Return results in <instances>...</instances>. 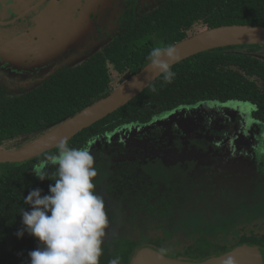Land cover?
Returning <instances> with one entry per match:
<instances>
[{"label":"flooded vegetation","instance_id":"af4514ba","mask_svg":"<svg viewBox=\"0 0 264 264\" xmlns=\"http://www.w3.org/2000/svg\"><path fill=\"white\" fill-rule=\"evenodd\" d=\"M165 1L0 0V92L32 91L83 64L117 41L133 16ZM255 109L240 101L163 111L143 105L140 117L116 118L113 130L89 139L95 191L115 200L130 229L103 245L114 250L137 240L144 244L135 253L167 247L191 260L243 245L264 251V120ZM52 178L39 182L45 195ZM204 240L222 251L200 257Z\"/></svg>","mask_w":264,"mask_h":264},{"label":"trees","instance_id":"16d2710c","mask_svg":"<svg viewBox=\"0 0 264 264\" xmlns=\"http://www.w3.org/2000/svg\"><path fill=\"white\" fill-rule=\"evenodd\" d=\"M198 24L205 29L264 27V0H167L153 11L133 16L121 27L117 41L83 64L58 72L32 91L16 95L0 92V147L21 149L105 98L114 90L110 85L112 71L128 80L150 62L153 47L187 39ZM156 38L161 39L160 44ZM263 48L229 46L179 62L172 67L176 75L171 83H165L161 76L127 105L68 141L69 147L83 148L98 132L113 130L119 123L114 122L116 118L131 121L140 117L138 110L143 105L163 111L198 102L240 101L256 107L254 116L264 120V60L257 56ZM56 154L58 147L23 163L5 164V171L0 173V264H30L29 252L40 246L27 231L22 237L17 232L25 228L22 210L31 211L24 199L40 186L33 168ZM254 242L258 243L257 239ZM143 244L135 240L114 250L103 245L100 264H108L117 256L121 264H131ZM219 251L222 249L204 240L198 255L206 257Z\"/></svg>","mask_w":264,"mask_h":264},{"label":"clouds","instance_id":"9594fccd","mask_svg":"<svg viewBox=\"0 0 264 264\" xmlns=\"http://www.w3.org/2000/svg\"><path fill=\"white\" fill-rule=\"evenodd\" d=\"M179 58L173 45L155 46L148 57L150 68L165 83L176 75L171 62ZM57 147L58 154L33 168L40 180L56 177L55 184L49 185L51 194L42 196L40 189L28 194L24 202L31 211L22 210L25 228L17 235L27 231L39 241L40 246L29 252L30 264H100L109 217L104 198L95 191V158L88 147L71 148L66 139ZM49 165L56 166L51 176L46 171ZM167 252V247L159 249L160 256ZM108 264H121L120 257ZM224 264H236V260L229 256Z\"/></svg>","mask_w":264,"mask_h":264},{"label":"water","instance_id":"95a60500","mask_svg":"<svg viewBox=\"0 0 264 264\" xmlns=\"http://www.w3.org/2000/svg\"><path fill=\"white\" fill-rule=\"evenodd\" d=\"M242 45H264V27L251 25H226L205 29L187 39L175 43L179 60L175 66L192 56L218 48ZM159 75L152 71L150 62L140 72L115 88L108 96L53 127L34 142L18 150L0 148V164L23 163L57 148L62 140L70 141L83 130L115 113L153 84ZM229 256L236 264H264V251L257 246L243 245L224 254L202 260H191L170 253L164 256L153 248L139 250L131 264H224Z\"/></svg>","mask_w":264,"mask_h":264},{"label":"rangeland","instance_id":"374dc122","mask_svg":"<svg viewBox=\"0 0 264 264\" xmlns=\"http://www.w3.org/2000/svg\"><path fill=\"white\" fill-rule=\"evenodd\" d=\"M0 17H2L1 13H0ZM203 30H205V27L203 25L198 24V25H195L194 28L188 34L189 36H193L194 34H197ZM156 41H158L159 44L161 43V39H156ZM52 50H55V48L48 50V53H50ZM257 56L260 59L264 60V48L260 52H258ZM111 77H112L111 86L113 89L117 88L119 85H121L124 81L127 80V76L119 75L115 71L111 72ZM12 145L15 146V143L13 142ZM12 150H18V149L13 148ZM4 171H5V164H0V173H3ZM46 171H48L49 176H51V174L56 171V166L49 165L47 166ZM105 205H106V211L108 212V217H109V228L106 230L107 235L104 241L121 239L122 235H124V232L128 234L130 232L129 231L130 229L126 228L127 227L125 226L126 222L123 219H120V216L119 217L116 216L117 215L116 211H117L118 206H115V200L113 198L111 200H105ZM260 225H263V224L260 223ZM259 229H260V232L263 231V228H259ZM111 231L113 232L110 234Z\"/></svg>","mask_w":264,"mask_h":264}]
</instances>
